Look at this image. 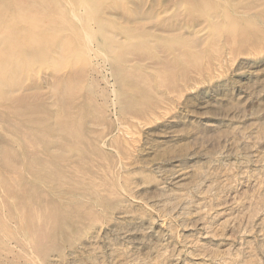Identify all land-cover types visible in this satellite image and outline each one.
<instances>
[{
    "label": "rangeland",
    "instance_id": "1",
    "mask_svg": "<svg viewBox=\"0 0 264 264\" xmlns=\"http://www.w3.org/2000/svg\"><path fill=\"white\" fill-rule=\"evenodd\" d=\"M0 264H264V0H0Z\"/></svg>",
    "mask_w": 264,
    "mask_h": 264
}]
</instances>
